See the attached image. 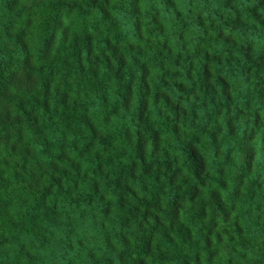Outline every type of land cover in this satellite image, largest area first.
Returning <instances> with one entry per match:
<instances>
[{
    "label": "trees",
    "instance_id": "obj_1",
    "mask_svg": "<svg viewBox=\"0 0 264 264\" xmlns=\"http://www.w3.org/2000/svg\"><path fill=\"white\" fill-rule=\"evenodd\" d=\"M0 264H264V0H0Z\"/></svg>",
    "mask_w": 264,
    "mask_h": 264
}]
</instances>
